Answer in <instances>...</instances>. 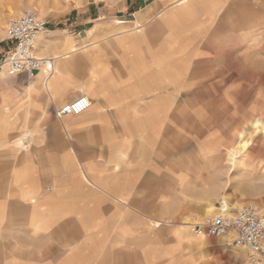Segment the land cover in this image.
Segmentation results:
<instances>
[{"label":"crops","instance_id":"crops-1","mask_svg":"<svg viewBox=\"0 0 264 264\" xmlns=\"http://www.w3.org/2000/svg\"><path fill=\"white\" fill-rule=\"evenodd\" d=\"M139 2L92 0L97 15L64 29L65 39L43 34L39 52L45 63L33 79L0 68V264H121V238L129 240L134 230L120 226L119 204L134 198L137 173L145 162L133 154L144 157L159 149L162 117L177 100L163 89L167 83L180 86L186 64L177 62L172 51L182 48L177 45L182 24L170 34L168 21L184 9L215 11L219 4L183 0L172 10L167 0L144 6ZM125 11L130 17L119 19L123 15L118 13ZM157 12L163 13L159 23H149ZM249 18L246 57L239 63L231 60L237 66L246 65L249 53L263 41L256 38L259 42L253 43L254 17ZM96 30L100 39L86 40ZM150 92L156 95L149 97ZM74 95L92 100L93 135L25 129V103L61 108ZM187 141L175 137L174 147L187 149ZM203 146L199 153L211 150L210 162L225 155L222 147L217 151V146ZM197 160L194 172L202 176L200 154ZM186 171L185 178L190 175Z\"/></svg>","mask_w":264,"mask_h":264},{"label":"rangeland","instance_id":"rangeland-1","mask_svg":"<svg viewBox=\"0 0 264 264\" xmlns=\"http://www.w3.org/2000/svg\"><path fill=\"white\" fill-rule=\"evenodd\" d=\"M91 1L0 0L1 70H5L2 66L12 45L6 40L11 19L33 11L49 22L46 33L49 38L62 40L67 36L64 29L75 28L74 24L97 15V8ZM157 1L140 0L139 4L152 5ZM167 1L173 10L183 0ZM218 2L215 11L197 12L192 7L168 21L170 34L182 24V31L177 35L180 40L177 45L182 48L174 47L172 51L177 62L182 59L186 64L179 71L180 86L176 89L175 85L167 83L163 89L169 99L177 96V104L175 102L172 108L169 105L162 117L156 142L159 149L146 152L144 157L139 152L133 154L137 161L145 158V165L137 173L134 198L126 200L121 195L120 226L134 230L129 240L121 238V264H256L249 262L247 252L231 245L227 237L197 236L193 229L196 223L223 209L233 213L244 204L254 203L264 213V155L256 156L262 149L260 133L251 143L257 150L252 157L239 153L233 160L223 155L210 162L211 150L199 153L206 148L204 143L217 146V151L222 147L221 152L228 153L230 145L225 135L240 137L237 135L246 131L248 119H259L264 109V22L260 23L264 16V0ZM251 8L258 13L256 16ZM126 12L118 13L123 15L119 19L129 18ZM162 12H157L149 23H159ZM250 14L255 24L252 41L255 44L258 43L256 38L263 41L256 52L249 53L246 65L237 66L231 60L235 58L239 63L246 57L244 44L248 43L245 39ZM96 31L86 40L100 39ZM155 95L150 92L148 96ZM60 105H56L57 108ZM57 108H35L25 103L22 108L28 116L24 121L25 129L54 128L82 136L93 132L94 106L85 114L64 116L57 114L60 109ZM175 137L180 141L187 139L190 145L184 150L176 149ZM199 154L202 176L194 172ZM189 157L193 160L196 157V160L192 162ZM186 170L190 175L185 178ZM157 180L164 183L158 184Z\"/></svg>","mask_w":264,"mask_h":264},{"label":"built area","instance_id":"built-area-1","mask_svg":"<svg viewBox=\"0 0 264 264\" xmlns=\"http://www.w3.org/2000/svg\"><path fill=\"white\" fill-rule=\"evenodd\" d=\"M49 28V22L33 11L11 19L6 40L12 45L4 61L10 74H25L29 79L39 74L45 63L39 54V41ZM91 107L90 97L82 95L64 104L57 114L80 115ZM193 229L197 236L227 237L232 245L247 252L250 262L264 261V213L254 203L244 204L233 213L223 209L221 213L196 223Z\"/></svg>","mask_w":264,"mask_h":264},{"label":"bare ground","instance_id":"bare-ground-1","mask_svg":"<svg viewBox=\"0 0 264 264\" xmlns=\"http://www.w3.org/2000/svg\"><path fill=\"white\" fill-rule=\"evenodd\" d=\"M256 62H260V61H256ZM255 65L258 67L259 63H258V65L257 64H255ZM263 112H264V109L262 110V114H261V117H259V119H254V117H250L248 119V123L246 122L247 127L246 128L244 127L246 131L240 133V135H237V136H240V137H238V138H235V137L234 138H230L232 135L231 136L225 135V137H226V139H227V141L229 142V145H230L227 148L228 153H225V155H227L228 157H231V160H233L235 155L239 154V153L242 154L244 157H247L248 155H249V157H252V155L254 153H256L257 150L255 148L251 147V143H252V141L254 143L255 142L254 138L257 137L260 134H261V139H262V144H261V146H262L261 148L262 149H260V151H257V155L256 156L260 157V154H262L261 157H263V155H264V149H263V147H264V113ZM232 149H234V150H232ZM216 150H215V152H216Z\"/></svg>","mask_w":264,"mask_h":264}]
</instances>
